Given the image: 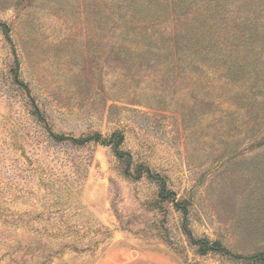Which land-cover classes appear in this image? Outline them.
<instances>
[{
    "label": "rangeland",
    "instance_id": "obj_1",
    "mask_svg": "<svg viewBox=\"0 0 264 264\" xmlns=\"http://www.w3.org/2000/svg\"><path fill=\"white\" fill-rule=\"evenodd\" d=\"M242 1L0 0V264H261L264 0ZM114 132L174 200L53 136Z\"/></svg>",
    "mask_w": 264,
    "mask_h": 264
},
{
    "label": "trees",
    "instance_id": "obj_2",
    "mask_svg": "<svg viewBox=\"0 0 264 264\" xmlns=\"http://www.w3.org/2000/svg\"><path fill=\"white\" fill-rule=\"evenodd\" d=\"M213 1V0H212ZM218 2V6H226L228 0H217ZM251 0H247L246 1H242L241 4H247L250 5ZM251 24H253L252 20L250 22ZM250 29H245L244 31H242V35L244 39H250L249 40V46L246 45L245 50H244V56L246 57L247 55H249L250 50L253 48V43L251 42L252 37H255V31H250ZM14 81L22 86H24V83L22 81H20V77L18 74V70L15 71L14 74ZM36 108V112L39 115V117L41 119H43L42 115H40V111H38V108L36 107V105H34ZM54 138L56 140L59 141H64V140H71L73 143L78 144V145H82L85 144L89 141H93L96 140L102 144H106V145H112L115 153L117 155V157L125 164V173L129 176V177H133L134 179H140L142 178L144 175H146L149 179H151L152 181H155L156 183H158L159 185V196L163 199H168V198H172L173 199V195L174 192L171 191L170 189H168L167 187V183H166V179L164 177H162L161 175H159L158 173L154 172L149 166L146 165H140L138 166L137 169H135L134 173H131L128 169V167L131 165L132 163V159H131V155L130 153L123 151L120 149V146L123 144L124 142V135L121 132H114L111 137L109 139H102L101 136L99 134H93V135H89L87 137H82V138H70L64 135H53ZM175 205L177 206V208L182 209L183 213L186 215L187 214V207L185 204L181 205L180 202H175ZM186 226V224H185ZM185 232L188 234L191 242L195 245L199 246V252L201 254H207L210 252H215V253H221L229 258L232 259H242L244 257L239 256V255H234L233 253H231L228 249H226L225 247H223L219 242L217 241H209L206 238H200V239H196L192 233L186 229L185 227ZM245 259H253L256 260L258 262H260L261 264H264V252H260L257 253L251 257H248Z\"/></svg>",
    "mask_w": 264,
    "mask_h": 264
}]
</instances>
